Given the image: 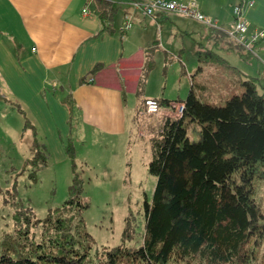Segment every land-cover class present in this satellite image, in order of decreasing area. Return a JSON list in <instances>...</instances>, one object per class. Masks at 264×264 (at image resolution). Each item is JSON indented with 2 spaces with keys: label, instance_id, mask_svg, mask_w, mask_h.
<instances>
[{
  "label": "trees",
  "instance_id": "1",
  "mask_svg": "<svg viewBox=\"0 0 264 264\" xmlns=\"http://www.w3.org/2000/svg\"><path fill=\"white\" fill-rule=\"evenodd\" d=\"M99 8L103 29L113 32L111 24L123 5L99 0ZM208 27L215 40H229L228 48L244 55L245 48L228 31ZM207 55L217 56L214 51ZM241 84L244 90L231 94L223 105L204 100V83L193 82L183 99L156 98L162 107L181 102L184 109L181 116H167L154 126L148 170L157 183L151 200H145L140 246L95 247L84 219L90 204L74 164L70 196L60 207L43 218L32 207L16 208L12 230L0 227V264H264V205L259 196L264 181V92L258 77L248 76ZM144 87L145 77L138 88L139 112L147 100L141 97ZM0 99L31 123L20 104L9 101L1 89ZM33 135L23 172L31 169L29 177L35 181L48 167L50 155L36 130ZM66 151L69 159L76 158L73 140ZM132 233L126 224L124 239Z\"/></svg>",
  "mask_w": 264,
  "mask_h": 264
},
{
  "label": "crops",
  "instance_id": "2",
  "mask_svg": "<svg viewBox=\"0 0 264 264\" xmlns=\"http://www.w3.org/2000/svg\"><path fill=\"white\" fill-rule=\"evenodd\" d=\"M109 1L123 5L125 17L134 0ZM247 1L199 0V6L223 30L230 31L235 24L233 7L243 3L250 29L264 27V0H253V6ZM131 12L136 20L133 27L125 32L123 22L116 27L113 21L111 28L115 30L111 32L103 29L99 0H0V89L9 101L20 104L60 159H69V139L85 146L89 142L95 152L99 145L107 151L110 143L123 139L128 134L130 113L141 116L138 88L144 77L142 101L162 98L145 94L146 74L153 62L151 50L163 48L164 40L174 42L179 26L173 17L184 16L163 13L149 20L138 10ZM168 24H172L169 29ZM216 43L221 45L219 40ZM245 52L256 55L264 66V40L252 51H244L243 57L252 61ZM204 70L200 65L196 71ZM252 73L247 70L242 74L258 77L263 87L262 75ZM226 83L233 86L236 82ZM234 90L231 87L228 92ZM163 97L183 99L180 95ZM0 104V108L4 104L11 108L3 101ZM163 112L147 113L154 119L153 126L167 116L174 117L168 107H163ZM74 120L77 125L72 128Z\"/></svg>",
  "mask_w": 264,
  "mask_h": 264
},
{
  "label": "rangeland",
  "instance_id": "3",
  "mask_svg": "<svg viewBox=\"0 0 264 264\" xmlns=\"http://www.w3.org/2000/svg\"><path fill=\"white\" fill-rule=\"evenodd\" d=\"M241 7L243 10V4ZM149 18L151 17L148 16L147 19ZM124 21V9H120L114 24L118 27ZM173 21L179 26L174 31L176 36L174 42H166L163 39V48L151 50V60L154 64L146 74L145 94L158 97H163L164 94L176 97L180 95L185 98L191 90L192 81L200 83L205 80L208 91L204 93V100L223 105L231 94L244 90L241 82L247 76L242 73H246L247 70L253 72L252 74L260 73L264 84V66L260 64L256 55L251 56L245 52L253 57L252 61H249L241 54L228 50L231 44L227 39L218 38L221 43L219 45L207 26L200 21L179 16L175 20L173 17ZM168 25L167 29L172 24ZM186 29L190 31H185ZM254 45L249 48L242 46L245 50L252 51ZM208 51H214L217 56L211 58L207 55ZM200 65L205 67V70L197 72ZM193 74L195 75L192 76ZM227 80L236 83L228 86ZM231 87L235 90L228 92ZM259 90L261 93L264 92L261 86ZM1 107V228L12 230V215L16 208L32 207L35 215L43 218L50 209L60 207L70 196L74 176L73 165L76 164L77 173L83 179L84 195L90 204L85 210L84 219L88 231L95 239V247L115 248L122 245L131 250L142 244L145 234V200H151L157 183L156 176L148 170L152 159L151 137L156 130L151 116L142 110L141 116H137L135 111L130 113L128 134L119 142L110 143L107 151L102 150V145H99L96 152L92 151L89 142L85 146L86 144L79 143L76 138L77 142H74L76 158L73 160L60 159L52 152L40 129L35 126L36 123L27 124L25 116L19 111L12 110L8 105L4 104ZM76 125L74 120L72 128ZM35 130L38 140L46 144L50 156L48 167L40 170L37 179L33 181L29 177L32 170L27 169L23 172V168L32 154ZM189 135L193 139L196 138L191 131ZM9 191L15 192L16 196H11ZM259 196L264 205V181L260 182ZM126 224L131 226L133 233L130 238L124 239L123 231Z\"/></svg>",
  "mask_w": 264,
  "mask_h": 264
},
{
  "label": "built area",
  "instance_id": "4",
  "mask_svg": "<svg viewBox=\"0 0 264 264\" xmlns=\"http://www.w3.org/2000/svg\"><path fill=\"white\" fill-rule=\"evenodd\" d=\"M249 6H253L254 1L247 2ZM134 10L140 11L145 16L154 17L157 13H174L184 16L191 20H196L204 23L207 26L219 28L217 21L204 14L199 6V0H135L131 2ZM235 24L233 30L228 31L229 35L239 44L249 48L261 39H264V27L250 29L247 20L244 18L241 5L237 4L233 7ZM134 13L125 14V21L122 25V31H128L133 27ZM93 81V78L90 79ZM169 111L172 115L181 116L184 109V104L181 102H173L169 106ZM144 113L160 114L163 112V107L160 106L156 99H147L145 101ZM141 111V113H142Z\"/></svg>",
  "mask_w": 264,
  "mask_h": 264
}]
</instances>
